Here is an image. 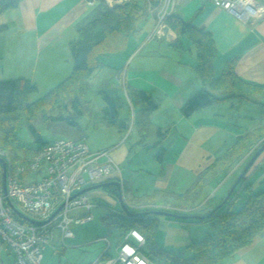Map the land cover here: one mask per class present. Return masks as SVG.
Here are the masks:
<instances>
[{
    "label": "crops",
    "instance_id": "crops-1",
    "mask_svg": "<svg viewBox=\"0 0 264 264\" xmlns=\"http://www.w3.org/2000/svg\"><path fill=\"white\" fill-rule=\"evenodd\" d=\"M89 1L21 0L17 7L3 12L0 15V82L28 79L37 86V92L33 94L43 97L66 81L73 71L70 43L78 37L77 25L94 8L88 4ZM114 1L122 4L128 0ZM258 1L264 6V0ZM158 12H151L146 19L140 21L139 31L126 42L113 41L115 52L100 57L105 66L96 70L91 78L100 84L102 90L109 85V81L120 86V80V87L127 96L129 90H141L160 103L159 109L150 116V128L167 129V132L155 143L154 153L144 146L145 138L140 145L130 149L124 145L112 150L114 161L120 167L126 166L124 171L127 178L124 180L122 176V189L125 191L128 183L131 184L134 195H152L150 201L138 205L144 211L173 209L172 202L165 198V193L185 194L199 175L232 147L245 130L257 126L254 122L243 124L230 120L225 114L210 111L214 107L202 110L191 118L183 116L181 110L185 103L196 92L205 88L197 71L198 54L188 37H178L169 26L163 32V38L149 40L147 47L139 50L155 28ZM175 14L195 29H204L211 34L217 51L212 65L215 79L220 78L228 60L237 58L234 67L237 77L249 83L264 85V17L248 22L240 21L231 13L217 8L213 0H179ZM174 51L177 56H174ZM113 59L120 62L119 68L106 63ZM220 105L225 107L226 112L232 106L230 101ZM119 117L125 119L120 113ZM140 140L141 137L135 144ZM88 147L92 152L110 149ZM263 165L264 155L248 175V182ZM240 166L235 167L221 182L232 178ZM109 182L118 181L104 183ZM144 182L151 184L145 185ZM209 187L206 185L202 191L201 196L207 191L205 202L216 196L214 194L217 190ZM89 196L92 204V200H101L116 207L120 202H116L103 188L90 191ZM156 200H162L163 204L156 203ZM213 207L216 206L211 208ZM56 231L59 232L62 247L66 240L75 238L74 235L71 239H64L58 229L54 230L53 239L44 249L43 255L49 247H52L54 254H59L60 251L53 245ZM185 240L180 247L185 248L191 243L188 242L189 238ZM157 242L164 248L161 242ZM2 245L1 243L0 264H16L15 255L9 247L5 249ZM110 248L106 244V251L97 259L96 264H107L114 258L108 254ZM69 255L73 256L72 253ZM10 256H13L14 262L9 259ZM69 257H64L66 264H71ZM59 263L62 264V261ZM217 264H264V234L250 246L238 251L234 258L223 259Z\"/></svg>",
    "mask_w": 264,
    "mask_h": 264
},
{
    "label": "trees",
    "instance_id": "trees-1",
    "mask_svg": "<svg viewBox=\"0 0 264 264\" xmlns=\"http://www.w3.org/2000/svg\"><path fill=\"white\" fill-rule=\"evenodd\" d=\"M20 1L1 0L0 15L8 9L17 7ZM91 1H98V4H95L90 14L77 25L78 37L70 43L73 71L66 81L33 103H29V97L37 92V86L30 80L21 78L0 82V147L10 157L6 147L15 145L17 140L15 133L19 122L23 119L27 123L30 134L39 143L38 147L31 150L30 157L20 158L18 155L12 158L14 161L26 164L39 150L51 143L42 138L41 133L33 124L36 121H40L49 131L55 132L60 129L66 137L86 142L84 136H75L73 130L63 129V127L69 125L74 129L78 126L77 120L84 115L83 104L86 95L91 90L90 80L96 70L105 66L100 57L115 52L113 41L126 42L135 36L139 31V22L146 19L151 12L157 13L161 6V0H128L112 8L105 0ZM165 22L177 33L178 37H188L196 47L197 71L205 86L185 103L181 110L184 117L191 118L202 110L230 100L247 101L264 106V85L260 86L239 79L234 70L237 58L228 60L220 78H214L212 65L217 51L211 34L205 32L204 29H195L175 13L166 17ZM216 92L218 94H215ZM100 96L107 105L102 122L115 126L120 136L124 138L130 128V119H120L119 107L111 95L102 91ZM128 96L133 106H136L134 126L139 128L141 137V140L133 145L135 147L143 142V138L151 129L150 116L159 109L160 103L156 98L141 90H129ZM262 118L255 128L245 130L232 147L199 175L195 184L185 194L168 192L164 194L165 198L172 202L173 209H146L140 214V218L133 216L126 218L123 214L107 213L103 217L104 224L118 225L126 222L134 225L136 222L137 225L130 231L136 230L143 236L145 239L144 252L153 261L155 255L160 259H165L168 264H217L223 259L234 258L238 251L250 246L255 239L264 234V189L255 193L248 182V175L264 152L257 158L225 204L223 202L227 196L221 200V204L211 208L214 199L205 202L206 196L201 195L206 185L221 182L243 159L247 158L243 166L244 170L251 158L264 145V114ZM166 132L167 129L165 131V129L158 128L157 135L163 138ZM114 149L115 146L108 150ZM118 183L121 182L118 181ZM241 186L248 190V195L243 205L238 206L235 201L239 198V194L235 193ZM103 190L108 191L116 202L119 201V193L122 192L125 203V191L121 184L119 186L110 185ZM139 198L140 202H148L147 199L151 200L152 195ZM152 211H161L177 218L189 217L188 219H194L197 222L209 223L211 233L206 239L191 242L186 246L185 254L171 256L165 253L157 242L160 226L158 220L150 219L152 216L144 217L145 213ZM196 212H201V214H196ZM200 218L202 220H199ZM151 221L154 223L149 227L140 228L146 222Z\"/></svg>",
    "mask_w": 264,
    "mask_h": 264
},
{
    "label": "built area",
    "instance_id": "built-area-1",
    "mask_svg": "<svg viewBox=\"0 0 264 264\" xmlns=\"http://www.w3.org/2000/svg\"><path fill=\"white\" fill-rule=\"evenodd\" d=\"M110 8L117 4L111 0ZM179 0H161L151 39L163 38L166 17L175 13ZM214 5L248 22L264 17L258 0H213ZM88 4L95 6V1ZM0 242L15 255L16 264H41L43 251L54 230L64 239L74 237L70 225L93 221L88 187L106 181L122 182L121 168L112 151L92 152L85 140L61 138L39 150L26 164L14 161L0 147ZM6 191L4 190V183ZM56 216L52 218L54 213ZM31 221L43 223L34 224ZM108 248L110 243L107 238ZM145 239L136 230L125 235L117 256L107 264H155L144 252Z\"/></svg>",
    "mask_w": 264,
    "mask_h": 264
},
{
    "label": "rangeland",
    "instance_id": "rangeland-1",
    "mask_svg": "<svg viewBox=\"0 0 264 264\" xmlns=\"http://www.w3.org/2000/svg\"><path fill=\"white\" fill-rule=\"evenodd\" d=\"M96 4H98V1H96ZM177 4H179V1ZM149 38L150 34L146 41L141 45V48L139 50H141L143 47H147L146 44L149 42ZM174 56H177V53L175 51ZM114 60L115 59H113L112 61L108 60L106 63L114 68H119L120 62ZM118 82L122 87V82L120 80ZM107 85L108 84H106V86ZM120 86H116L113 84V81H109V85L102 90L100 88V84H98L97 81L91 80V90L86 95L85 103L83 104L84 115L77 120L78 126L73 129L68 125L64 126L63 129L73 130V134L75 136H84L87 144L90 147L94 146L98 148H111L115 146V148L118 149L119 147L125 145V147H127L128 149L132 148L136 140L140 139L139 128L137 126H133L135 116L134 108H136V106L133 107L130 98ZM102 91L111 95V97L117 103V105L119 106L120 116L125 119H130V128L124 138L119 135L118 129L115 126H109L102 122L107 108V105L100 96V92ZM40 98H42L40 95L33 94L29 97V103L36 102ZM230 102L232 106L228 110L229 112H226L225 107L220 105L221 103L214 106V108L210 111L225 114V116L230 120H234L235 122L243 124H252V122H254V125H258V122L263 117L264 106L239 100H230ZM33 124L41 133L42 138L47 142H53L61 138H68L66 137V135L61 133L60 129H57L55 132H53L52 130L49 131L40 121H36ZM15 136L17 139L15 145L6 147L7 152L10 154V157L15 158L18 155H20V158L30 157L32 154L31 150L38 147L39 143L36 142L35 138L30 134L25 119L19 122ZM144 138V146L147 148L149 147L150 149L148 148V150L153 152L155 150V143L160 140L157 135V129L151 128V130H149L148 134ZM246 160L247 158L243 159L241 162L242 164L240 163L237 165H241L240 169L228 181L219 183L212 182L211 184H209V186L212 187V190H217L215 194L213 193L214 195H216L214 199L215 201L213 202L214 206L221 204V200L229 194L230 190L233 187V184L238 179L239 174L243 170V165ZM120 168L123 172L122 176L125 178L124 180H126V171H124L126 166L123 165V167ZM260 176L262 177V179ZM263 176L264 165L263 168H260V170L255 173V175L249 180V184L255 193H258L262 189H264ZM149 182L144 183L145 185H149L151 184ZM130 185L131 184L126 183V190L124 192L125 204L131 214H142L144 213V209L138 207V205L142 202H140V200L138 199L139 195L136 196L133 194ZM206 192L204 195H206ZM134 193L136 194L135 191ZM137 194H140V192ZM235 194H239V198L236 201L234 200L235 203H237L238 206H242L246 200V195H248V190L242 188L241 186L237 189ZM92 201L93 205H95V208L92 209V214L94 217L93 221L86 225H75L73 223L70 226V229L74 233L75 238L73 240H66L63 247L61 245L62 242L59 243V232L56 231L54 234L53 245L55 246L54 248L58 249L60 252L57 255L54 254V250L52 249V247L47 248L43 255L44 259L42 261V264H60V261H62V264H66L64 257H69V253L73 254V256H70L68 258L69 260H71V264H96L97 259L106 251V243L102 241L103 238H107L109 243L111 244V248L109 249L108 254L111 257L117 256L118 246L122 243L125 235H127L132 227H135L137 223L134 222V225L126 222L120 223L118 225H113L111 223L104 224L103 217L107 213L118 215L123 214V216L126 218H129V215H124L121 205L119 204L120 202L116 205V207H112L111 205L101 200ZM147 201L150 200L147 199ZM155 202L161 205L163 204L162 200H156ZM196 214H201V212H196ZM152 218H155L153 220H158V223L160 224L157 241L161 242L162 246L164 247L162 249H164L165 253L170 254L174 257L185 254L186 251H184V246L180 247V245L186 241V238H189L188 242H197L206 239L211 233V226L209 223L197 222L194 219H168V217H165L163 215L150 217V219ZM146 223L140 228L144 229L145 226L149 227V225H152L154 222L151 221ZM66 245H69V247H67ZM2 246L5 249L7 248V245L5 244H3ZM9 259L14 262L13 256H10ZM154 262L155 264H168L165 259H160L157 257V255L154 256Z\"/></svg>",
    "mask_w": 264,
    "mask_h": 264
},
{
    "label": "water",
    "instance_id": "water-1",
    "mask_svg": "<svg viewBox=\"0 0 264 264\" xmlns=\"http://www.w3.org/2000/svg\"><path fill=\"white\" fill-rule=\"evenodd\" d=\"M264 152V145L255 153V155L251 158V160L248 162V164L246 165V167L244 168L242 174L239 176V178L237 179V181L234 183L232 189L230 190L229 194L227 195L226 199L224 200L223 204H225L228 199L230 198V196L232 195V193L234 192V190L236 189V187L238 186V184L241 182L242 178L247 174V172L249 171V169L253 166V164L255 163V161L257 160V158ZM3 164V166H5V163L4 161L0 160ZM4 190L6 191V185H5V181H4ZM110 185H116V186H119L120 184L118 182H109V183H102V184H99V185H94V186H91V187H88L84 190V192L86 193H89L90 191L92 190H97V189H102V188H105L107 186H110ZM119 201L122 205V210L124 212V215H129V216H133L134 218H140V214H131L124 201H123V198H122V192L119 193ZM59 212V210L54 213V215L52 216V218L54 216L57 215V213ZM159 215H163V216H171V217H175L171 214H167L165 212H159V211H152V212H147L145 213L144 217H148V216H159ZM179 218V217H178ZM189 217H180L179 219H188ZM199 220H202V218H200ZM32 223L34 224H37V225H40V224H43V223H39V222H35V221H31Z\"/></svg>",
    "mask_w": 264,
    "mask_h": 264
},
{
    "label": "bare ground",
    "instance_id": "bare-ground-1",
    "mask_svg": "<svg viewBox=\"0 0 264 264\" xmlns=\"http://www.w3.org/2000/svg\"><path fill=\"white\" fill-rule=\"evenodd\" d=\"M109 3H112V1L111 0H107Z\"/></svg>",
    "mask_w": 264,
    "mask_h": 264
}]
</instances>
